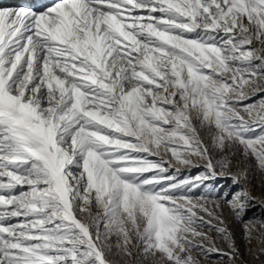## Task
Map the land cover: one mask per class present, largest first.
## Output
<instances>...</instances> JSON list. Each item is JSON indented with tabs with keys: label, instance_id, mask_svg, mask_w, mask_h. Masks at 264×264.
Returning <instances> with one entry per match:
<instances>
[{
	"label": "snow or ice",
	"instance_id": "1",
	"mask_svg": "<svg viewBox=\"0 0 264 264\" xmlns=\"http://www.w3.org/2000/svg\"><path fill=\"white\" fill-rule=\"evenodd\" d=\"M253 170L264 0L0 7V264H236Z\"/></svg>",
	"mask_w": 264,
	"mask_h": 264
},
{
	"label": "rangeland",
	"instance_id": "2",
	"mask_svg": "<svg viewBox=\"0 0 264 264\" xmlns=\"http://www.w3.org/2000/svg\"><path fill=\"white\" fill-rule=\"evenodd\" d=\"M6 1L8 2V0H5L0 4V7L19 6L17 4L15 5L14 3L11 4L7 3ZM54 2L55 0H48V2L44 7L34 8L33 10L37 12L43 11ZM201 135H204V133L202 132ZM174 166L180 167L179 165H174ZM181 170L182 172H184L185 175H191V176H195L198 174L199 171H201V169L198 168H192L190 172L186 171L183 168ZM212 183L217 186H222L223 189H228L231 191H236L238 188V186L232 185V182L229 179H223V178L216 179L215 181H212ZM247 189L256 198V202L253 207L249 208L245 220H249L253 218L264 219V201L261 200V198L264 197V175H261V173H259L258 171L253 170L249 175ZM224 214L226 217H228L229 220L228 227L234 233L236 247L239 251V258L237 259L236 264H264V254H254V250L260 247L261 243H264V241L252 240L251 242H248L247 240H245L243 237V224L229 215V211L227 207H225ZM210 235L213 236L214 242L217 244V246L225 248V250H227L222 240L215 239V233H210ZM200 259H201V264H222V262H220L219 258L216 256H212L210 258L201 257ZM129 264H133V262L129 261ZM142 264H149V261L143 260Z\"/></svg>",
	"mask_w": 264,
	"mask_h": 264
},
{
	"label": "bare ground",
	"instance_id": "3",
	"mask_svg": "<svg viewBox=\"0 0 264 264\" xmlns=\"http://www.w3.org/2000/svg\"><path fill=\"white\" fill-rule=\"evenodd\" d=\"M47 2L48 0H8L7 3H14L19 5L18 7L23 6L33 10L34 8L44 7Z\"/></svg>",
	"mask_w": 264,
	"mask_h": 264
}]
</instances>
